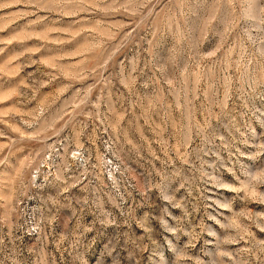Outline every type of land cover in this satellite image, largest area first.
<instances>
[{
  "label": "rangeland",
  "instance_id": "1",
  "mask_svg": "<svg viewBox=\"0 0 264 264\" xmlns=\"http://www.w3.org/2000/svg\"><path fill=\"white\" fill-rule=\"evenodd\" d=\"M0 264H264V0H0Z\"/></svg>",
  "mask_w": 264,
  "mask_h": 264
}]
</instances>
